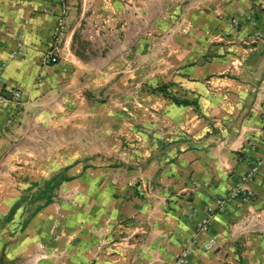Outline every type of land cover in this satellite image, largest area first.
Returning <instances> with one entry per match:
<instances>
[{
	"label": "crops",
	"instance_id": "1",
	"mask_svg": "<svg viewBox=\"0 0 264 264\" xmlns=\"http://www.w3.org/2000/svg\"><path fill=\"white\" fill-rule=\"evenodd\" d=\"M60 3L0 0V264H264V0H70L54 64Z\"/></svg>",
	"mask_w": 264,
	"mask_h": 264
},
{
	"label": "rangeland",
	"instance_id": "2",
	"mask_svg": "<svg viewBox=\"0 0 264 264\" xmlns=\"http://www.w3.org/2000/svg\"><path fill=\"white\" fill-rule=\"evenodd\" d=\"M60 4L61 7H59V9H55L54 7H46L43 9V12L45 13H50V14H54L56 15V28H55V34H54V43H53V47H52V52L53 54H46V55H51L52 57H55L57 59V61L60 58V54L58 50H54L55 47H58L62 38L64 37L65 31H66V18L68 17L69 11H70V0H66L65 2L60 0ZM64 11H66L67 13L64 14ZM63 21V27H62V22ZM45 55V56H46ZM45 59V57H44ZM18 90V92L20 93V98H15L12 96V94L10 93V90ZM11 89H4L0 91V98L2 99H6L7 101H9L8 103H1L0 102V106H7L11 103H15V102H20L22 100V91L16 87V88H11Z\"/></svg>",
	"mask_w": 264,
	"mask_h": 264
},
{
	"label": "built area",
	"instance_id": "3",
	"mask_svg": "<svg viewBox=\"0 0 264 264\" xmlns=\"http://www.w3.org/2000/svg\"><path fill=\"white\" fill-rule=\"evenodd\" d=\"M62 1H66V0H62ZM67 12L66 11H64V14H66ZM62 22V27H63V21H61ZM45 61L46 62H48V63H57V59L55 58V57H52L51 55H46L45 56ZM10 93L12 94V96L13 97H15V98H20V93L18 92V90H13V89H11L10 90ZM0 102L1 103H8L9 101H7L6 99H2V98H0ZM264 164V161H259V162H257V163H255L253 166H252V169H251V171L249 172V174H248V176H247V178L249 179V180H251V179H254L255 177H256V175L260 172V170H261V168H262V165ZM245 198L246 199H248V200H250V199H252L253 198V193H251V192H246L245 193ZM206 224H207V220L205 219L204 221H203V228L205 229V226H206ZM213 246V244L211 243V245H206V248H211Z\"/></svg>",
	"mask_w": 264,
	"mask_h": 264
},
{
	"label": "trees",
	"instance_id": "4",
	"mask_svg": "<svg viewBox=\"0 0 264 264\" xmlns=\"http://www.w3.org/2000/svg\"><path fill=\"white\" fill-rule=\"evenodd\" d=\"M58 184H59V183H58ZM58 184H57V185H58Z\"/></svg>",
	"mask_w": 264,
	"mask_h": 264
}]
</instances>
